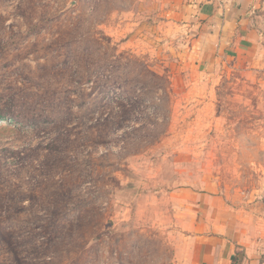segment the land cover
<instances>
[{
	"label": "rangeland",
	"instance_id": "obj_1",
	"mask_svg": "<svg viewBox=\"0 0 264 264\" xmlns=\"http://www.w3.org/2000/svg\"><path fill=\"white\" fill-rule=\"evenodd\" d=\"M204 1L0 0V264H195L186 189L263 213L264 27Z\"/></svg>",
	"mask_w": 264,
	"mask_h": 264
},
{
	"label": "crops",
	"instance_id": "obj_2",
	"mask_svg": "<svg viewBox=\"0 0 264 264\" xmlns=\"http://www.w3.org/2000/svg\"><path fill=\"white\" fill-rule=\"evenodd\" d=\"M261 5L264 8V0H205L202 5L188 6L189 10L193 7L191 19L203 22L207 32L234 34L236 42L242 41L239 45L244 46L245 38L249 40L250 35L259 33V27H264L256 20V8ZM183 193V225L195 264H264L262 203L257 206L263 215L249 210L243 213V220L237 208L229 206L218 192L186 189Z\"/></svg>",
	"mask_w": 264,
	"mask_h": 264
},
{
	"label": "trees",
	"instance_id": "obj_3",
	"mask_svg": "<svg viewBox=\"0 0 264 264\" xmlns=\"http://www.w3.org/2000/svg\"><path fill=\"white\" fill-rule=\"evenodd\" d=\"M0 119H3V120H7L8 119V116L5 115V113H0Z\"/></svg>",
	"mask_w": 264,
	"mask_h": 264
}]
</instances>
